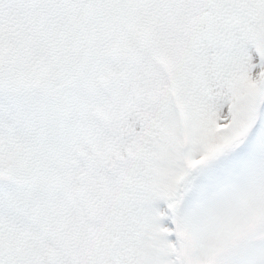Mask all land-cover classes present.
Wrapping results in <instances>:
<instances>
[{
  "label": "snow or ice",
  "instance_id": "snow-or-ice-1",
  "mask_svg": "<svg viewBox=\"0 0 264 264\" xmlns=\"http://www.w3.org/2000/svg\"><path fill=\"white\" fill-rule=\"evenodd\" d=\"M0 264H264V0H0Z\"/></svg>",
  "mask_w": 264,
  "mask_h": 264
}]
</instances>
